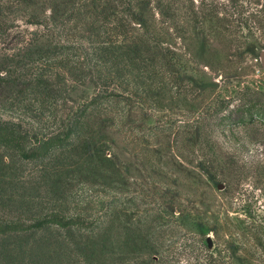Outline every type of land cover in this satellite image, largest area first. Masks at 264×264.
<instances>
[{
  "label": "rangeland",
  "instance_id": "obj_1",
  "mask_svg": "<svg viewBox=\"0 0 264 264\" xmlns=\"http://www.w3.org/2000/svg\"><path fill=\"white\" fill-rule=\"evenodd\" d=\"M201 2L135 0L132 33L168 47L161 76L143 86L131 70L111 83L113 104L94 118L102 128L80 138L87 153L68 147L43 165L0 147L1 222L53 211L99 225L0 234V264H264V120L225 125L227 110L216 112L220 100L244 109L252 90L264 104V41L209 49L208 21L194 20ZM82 17L58 33L11 20L0 34L1 120L56 126L95 94L98 59L71 34Z\"/></svg>",
  "mask_w": 264,
  "mask_h": 264
},
{
  "label": "trees",
  "instance_id": "obj_2",
  "mask_svg": "<svg viewBox=\"0 0 264 264\" xmlns=\"http://www.w3.org/2000/svg\"><path fill=\"white\" fill-rule=\"evenodd\" d=\"M260 1L207 0L206 3V0H202L201 9L194 11V20L200 25L208 21V31L213 35L204 36L208 48L217 41L227 55H231L230 51L234 45L233 55L252 38L264 41V34H257L256 31L257 24L264 30V3L261 4ZM135 6V0H0V34L8 32L13 26L11 20L18 17L19 13L27 16L30 23L45 25L48 30L57 33L60 27L63 30L67 28V23L74 19V15L79 14L81 17L82 14L83 21L76 32L71 34H82L85 37L82 43H91L98 59V68L92 78L97 89L88 101L70 116L60 120L56 126L48 124L35 128L25 126L22 122L0 119V147L16 153L26 162L43 165L53 158H59L61 155L58 153L68 147L76 149L77 145L78 149L82 148L87 153L90 142L84 139V142L80 143V138L102 128V122H95L94 118L99 112L106 114L113 104L111 83L116 82L118 78L124 79L127 72L131 75V70L140 75V84H145L143 86H148L150 82L160 78L159 54L165 51V48L168 50V47L154 43L155 38L148 34L146 37L137 38L132 33L133 23L142 17ZM213 66L224 71L228 65L218 62ZM258 93L257 90H252L251 98L240 105L244 109L239 111L236 107L228 109V106H221L223 102L220 100L218 104L221 105L216 108V112L220 110L223 113L227 110V114L221 116L220 120L225 125L264 120V111L256 107L258 104L264 105L262 100L257 98ZM237 99L241 101L242 96H237ZM32 219L31 222L0 221V234L52 227L67 231L75 228L94 230L99 227L98 217L96 219L80 213L68 216L52 211Z\"/></svg>",
  "mask_w": 264,
  "mask_h": 264
}]
</instances>
